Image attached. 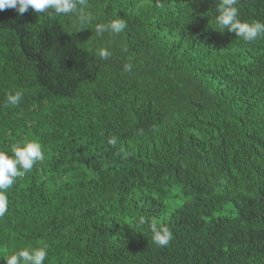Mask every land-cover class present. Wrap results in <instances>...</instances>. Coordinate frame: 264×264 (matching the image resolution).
<instances>
[{"label":"trees","instance_id":"trees-1","mask_svg":"<svg viewBox=\"0 0 264 264\" xmlns=\"http://www.w3.org/2000/svg\"><path fill=\"white\" fill-rule=\"evenodd\" d=\"M216 4L87 0L84 25L0 11V150L45 154L8 190L0 264L43 245L44 264H264V39L218 31ZM237 7L264 22V0ZM116 18L122 33L97 35Z\"/></svg>","mask_w":264,"mask_h":264},{"label":"clouds","instance_id":"clouds-1","mask_svg":"<svg viewBox=\"0 0 264 264\" xmlns=\"http://www.w3.org/2000/svg\"><path fill=\"white\" fill-rule=\"evenodd\" d=\"M87 0H0V11L14 9L18 14L23 15L29 9L37 14H50L55 17L74 15L79 18L81 25L91 23L92 16L86 11ZM217 15L215 16V26L218 31L225 30L235 33V35L245 42H252L257 39H264V22L253 21L243 22L239 17L237 7L238 0H217ZM157 7L163 8L162 3ZM127 28V22L122 18H116L108 23L96 25V33L102 36L105 32L111 35H119ZM98 57L108 60L111 52L107 48L97 50ZM131 62L124 65L125 71H131ZM23 93L20 91L14 94L9 93L6 104L9 106L19 105ZM107 143L115 146L118 137L111 136ZM45 159L42 144L37 140L21 141L11 148V155L7 151L0 150V218L8 212V190L13 187L17 179L30 173L34 166ZM148 224L152 232V240L159 247H166L173 239V233L167 226L159 225L154 219L149 222L145 217H140L137 221V228H142ZM49 256L47 245L39 247L25 246L7 255L3 261L5 264H44Z\"/></svg>","mask_w":264,"mask_h":264},{"label":"rangeland","instance_id":"rangeland-1","mask_svg":"<svg viewBox=\"0 0 264 264\" xmlns=\"http://www.w3.org/2000/svg\"><path fill=\"white\" fill-rule=\"evenodd\" d=\"M182 203H183V200H181V201L175 200L172 204L174 205L173 207H177Z\"/></svg>","mask_w":264,"mask_h":264}]
</instances>
